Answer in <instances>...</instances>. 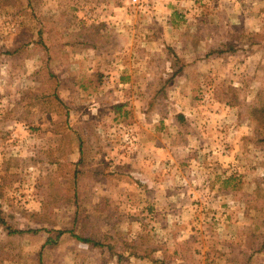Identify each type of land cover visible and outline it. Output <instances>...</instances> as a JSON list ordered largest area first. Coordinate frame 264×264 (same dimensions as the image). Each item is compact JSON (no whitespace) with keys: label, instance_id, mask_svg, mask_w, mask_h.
<instances>
[{"label":"rangeland","instance_id":"obj_1","mask_svg":"<svg viewBox=\"0 0 264 264\" xmlns=\"http://www.w3.org/2000/svg\"><path fill=\"white\" fill-rule=\"evenodd\" d=\"M261 138L264 0H0V264H264Z\"/></svg>","mask_w":264,"mask_h":264},{"label":"trees","instance_id":"obj_2","mask_svg":"<svg viewBox=\"0 0 264 264\" xmlns=\"http://www.w3.org/2000/svg\"><path fill=\"white\" fill-rule=\"evenodd\" d=\"M262 142H264V138H261L260 139ZM0 224L2 225H5L6 224V221H5V218H4V215L2 213V211H0ZM16 233V231H9V234H14ZM79 240L81 241H84L86 243H93L91 240H88V239H84V238H81V237H77ZM94 244V243H93Z\"/></svg>","mask_w":264,"mask_h":264}]
</instances>
